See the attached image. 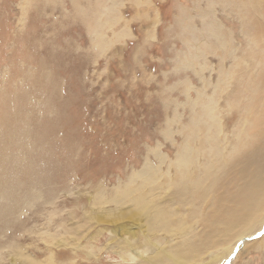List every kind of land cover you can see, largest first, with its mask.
<instances>
[{
    "label": "rangeland",
    "instance_id": "374dc122",
    "mask_svg": "<svg viewBox=\"0 0 264 264\" xmlns=\"http://www.w3.org/2000/svg\"><path fill=\"white\" fill-rule=\"evenodd\" d=\"M261 22L252 0H0V264H144L117 198L164 206L169 182L207 167V201L166 204L200 247L194 264H264V224L217 241L204 224L242 178L229 160ZM176 234L153 239L171 250Z\"/></svg>",
    "mask_w": 264,
    "mask_h": 264
},
{
    "label": "bare ground",
    "instance_id": "6f19581e",
    "mask_svg": "<svg viewBox=\"0 0 264 264\" xmlns=\"http://www.w3.org/2000/svg\"><path fill=\"white\" fill-rule=\"evenodd\" d=\"M252 1H253V9L256 11V13L260 12L264 14V0H252ZM259 1L263 3V6L261 7L256 6V3H258ZM255 21H256L255 24H258L259 26L260 23H258V20L256 19ZM263 23L264 22H261V24ZM252 37H253L252 38L253 49L251 55L254 58V61L259 60L261 68L256 70V72L252 71L247 73L246 80L240 82V86L244 87L245 89L246 88L248 89V93H247L248 99L245 106L238 113L237 120L240 121V127L235 133V136L236 137L239 136V137L235 138L236 143H234L233 153H232L233 157L236 156L237 157L232 159L233 157L230 156L232 157L231 158L232 160H229L231 162L236 160V162L234 161L235 163L233 162L232 164H234V168L238 167L237 165H239L241 169L238 168L240 169V171L238 170L240 173L239 172L237 173V177H239L238 174L239 175L242 174L239 177L242 178L240 181L238 179L239 183L236 182L237 183L236 184L234 182L235 184L234 183L231 184V192L223 191L221 195H217L215 198L210 200V203L212 205L210 210L213 209L214 213L210 215L212 217L211 219L209 218L211 221H208L207 220L208 217H206V220H204L205 221L204 224H207V227L208 226L210 227L209 228L210 231H208L207 229L206 231L211 232L213 240L215 239L216 236L219 235V233L222 231V228L224 227L230 230L237 229L238 231L241 232L240 234L247 235V233L250 234L252 232L251 230L255 229L256 227H261V225L264 224V216H263L264 215L263 214L264 213V30L261 29L254 30ZM254 61L252 63L253 65L250 66L249 70H254L253 69ZM244 82H246V84H244ZM247 94L245 95V97L247 96ZM187 150H185V153L181 155L182 158H180V165L182 166V170H181L182 172L184 169H188V168H184L185 166L183 165H188L189 163H192V159L195 156L191 148H190L191 155L187 152ZM240 151L243 152L244 156L241 157V155L239 154L241 153ZM227 155L225 154V156ZM219 161H221V159ZM218 163L217 165H219ZM246 163H248L247 167H245L246 165H244ZM225 164L227 165V163ZM228 166L231 165L228 164ZM230 169L233 168L230 167ZM235 170L233 171L235 172ZM188 172L190 175L189 177L186 176V174L183 172L182 176L176 177L174 180H172L167 184V188L170 189L171 193H169L166 196L165 201L166 204L169 202L170 207L172 208L178 207V204L181 203H184V205L187 206H191L193 201L196 199H198L201 202L208 200L207 199L208 191L212 190L213 182L210 181L208 182V184L206 185L204 184L206 179H208V177L211 176L210 178H213L212 176L213 172L211 171V168L207 167L206 171L203 173L204 176L203 178L194 176L196 175L194 173V170H189ZM232 173L233 172H231L230 174ZM220 177L221 176L217 177V179ZM214 181L216 182V179ZM228 183L229 182L225 184L226 188ZM159 187H163V186L159 185ZM226 188H224V190H226ZM181 196L186 198L187 200L185 201L183 198L180 199ZM117 199H119L118 202L126 200L130 205L129 208H127L125 212L121 213L120 215L121 217L127 219L126 221L128 222V224H126L125 229L129 227H133V225L141 228V231L138 228H136L135 230L137 235L138 233L142 232L143 235L142 245L145 247V253L144 252L138 253L139 255L138 257H136L137 259L139 258L145 259L146 262L144 264H148V261L149 262L151 261L150 262L151 264H156V262L159 263L162 262V264L163 263L165 264L197 263L198 258H200V254L202 253H200L201 251L199 250L200 247L198 248L195 245V243L191 241L193 238L191 239L192 234L190 232V227L187 224H184L187 222L184 221L183 223L181 220L178 221L179 218L177 219L176 213L175 215H172L173 214L172 209L166 207V204L164 206H156L155 204L156 202L154 200L149 199L148 195L141 193L137 189L136 190L125 189L123 194H121ZM178 208L174 209V212L175 210L178 211ZM177 215L180 214L178 213ZM190 215L193 216V211L192 213H190ZM190 218L188 219L190 220ZM196 220L203 221V219L200 217L199 219ZM186 221H187V217H186ZM203 230L201 231L203 232ZM161 231L177 233L176 236H179L183 239L182 243L175 244L174 246H172L171 250H164L163 247L160 246V244L153 239L155 238L154 236ZM207 232H205V234H207L208 236ZM136 233L131 231L126 232L127 238L125 240V247H124V243L122 242L123 254L125 253L126 250H129L130 247L133 246V243L129 239L132 238L135 240ZM233 234L235 233H232V235ZM210 239L209 241H211ZM206 240L207 239L205 238V240L203 241ZM215 240L217 241V239ZM196 244L198 245L200 244V242ZM203 244L205 245V242ZM219 245L220 244H218V246ZM203 247H207V245ZM229 249L230 247H228L227 251ZM133 254H137V253L133 252ZM195 259H197L196 262Z\"/></svg>",
    "mask_w": 264,
    "mask_h": 264
}]
</instances>
